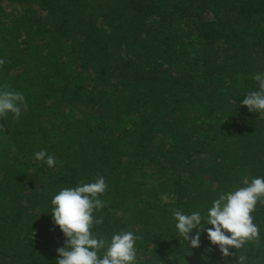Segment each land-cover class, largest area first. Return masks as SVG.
Instances as JSON below:
<instances>
[{"label": "trees", "instance_id": "trees-1", "mask_svg": "<svg viewBox=\"0 0 264 264\" xmlns=\"http://www.w3.org/2000/svg\"><path fill=\"white\" fill-rule=\"evenodd\" d=\"M0 59L28 105L0 117V264H56L51 200L99 176L92 231L141 236L136 264H236L206 231L188 248L173 209L205 214L264 177V115L242 106L264 74V0H0ZM252 215L260 243L239 251L264 264V205Z\"/></svg>", "mask_w": 264, "mask_h": 264}, {"label": "clouds", "instance_id": "clouds-1", "mask_svg": "<svg viewBox=\"0 0 264 264\" xmlns=\"http://www.w3.org/2000/svg\"><path fill=\"white\" fill-rule=\"evenodd\" d=\"M123 54L125 52L122 50ZM5 63V60L0 59V66ZM253 78L258 90L247 93L242 106L247 107L249 112L264 115V74H254ZM27 108L25 96L21 92L10 90L8 84L0 87V117L11 113L18 120L22 110L26 111ZM34 156L35 160L45 162L48 167L57 164L56 158L49 155L47 150L37 151ZM243 183V187L220 194L205 214L200 211L185 214L182 210L173 209L175 228L187 242L188 248H199L200 235L206 231L209 241L219 247L222 257H232L236 253L230 249H235L238 253L236 264H246L247 257L239 250L249 244L259 245L261 240L260 229L252 213L258 204L264 205V177L253 178L250 182L245 180ZM106 190L107 183L103 176H99L91 183L81 182L76 187H63L53 196V223L65 237L63 247L56 250L59 257L56 264H136L135 245L142 239L141 236L121 230L108 239L98 237L92 231L94 226L104 222L103 217L96 218L95 213L105 207L99 196ZM194 229L197 231L193 236Z\"/></svg>", "mask_w": 264, "mask_h": 264}]
</instances>
